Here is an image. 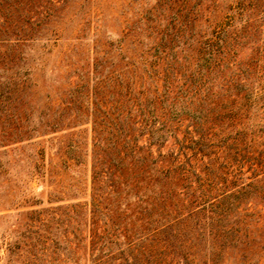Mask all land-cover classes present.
<instances>
[{"label":"trees","instance_id":"obj_1","mask_svg":"<svg viewBox=\"0 0 264 264\" xmlns=\"http://www.w3.org/2000/svg\"><path fill=\"white\" fill-rule=\"evenodd\" d=\"M221 2L155 0L143 7L140 0H0V43L32 41L42 31L57 35L63 19L74 15L88 26L103 7L118 23L116 44L93 37L87 72L70 70L80 83L68 82L58 108L60 117L91 124L88 234H74L75 247L66 249L74 255L81 248L86 263L221 264L229 255L235 264H257L255 256L264 253V213L249 205V198L264 205V185L254 188L264 182V150L253 148L244 128L254 66L238 69L234 82L222 78L227 83L211 86L222 67H236L241 35L231 31L227 39L228 28L264 0ZM13 52L0 53L5 70L20 59ZM27 75L10 82L4 99L13 100L19 132L28 120ZM170 138L177 153L162 152ZM69 148L65 168L67 159L78 162ZM195 155L198 171L189 158ZM257 175L255 182L244 180ZM117 230L126 247L103 253L104 235L114 242Z\"/></svg>","mask_w":264,"mask_h":264},{"label":"rangeland","instance_id":"obj_2","mask_svg":"<svg viewBox=\"0 0 264 264\" xmlns=\"http://www.w3.org/2000/svg\"><path fill=\"white\" fill-rule=\"evenodd\" d=\"M221 1L223 6L230 0ZM154 2L140 0L143 7ZM80 21L79 15L64 18L58 32L54 31L57 35L42 31L32 41L15 43L11 39L0 43V53L14 51L20 57H15L10 70H5L0 64V264H90L89 260L85 262L80 247L74 255L66 249L69 245L75 247L74 234L83 238L88 234L85 223L91 215V124L84 118L74 123L66 115L60 117L58 108L63 93L68 89V82L80 83L79 76L71 75L70 70L77 66L78 72H87L89 56H93V37L106 38L116 44L120 34L113 12L105 7L99 18H95L92 12L88 26H81ZM94 27H97L96 32ZM200 29L209 33L210 27L202 23ZM235 30L241 35L236 50V67H222L217 73L222 77L218 76L211 86L216 90L218 84L228 80L234 82L239 70L254 66L250 78L252 101L244 128L248 136L254 138V144L251 142L253 148L263 151L264 5L249 16H236L226 38L229 39V33ZM255 60L258 62L254 65ZM72 62L76 64L71 66ZM13 72H17L18 76H13ZM24 72L28 74L31 89L26 105L28 120L19 132L16 127L20 118L13 111V100L4 103V99L8 90L11 93L10 82L14 78L18 81ZM60 118L64 120L63 126H47V121H58ZM27 130L29 132H24ZM70 145L72 154L68 155L78 157V162L67 159L69 166L65 168L62 161L67 158L64 153L70 150ZM152 149L155 150V147ZM161 149L164 153L178 152L174 138H170L169 144ZM177 156L184 160L182 154ZM187 156H190L189 151ZM189 158L198 171L201 164L199 156ZM244 175L250 177L252 174L246 171ZM257 178L260 175L244 180L255 182ZM255 184L254 188H257L264 182ZM252 190L249 189V195H252ZM249 199V205L264 213V205L257 198ZM243 207H239V211ZM115 232L119 234V230ZM125 242L121 235L110 242L106 233L103 253L108 250L116 252L118 247H126ZM211 248L208 247V256L213 255ZM255 259L257 264H264V253L255 256ZM221 264L235 262L225 255Z\"/></svg>","mask_w":264,"mask_h":264}]
</instances>
